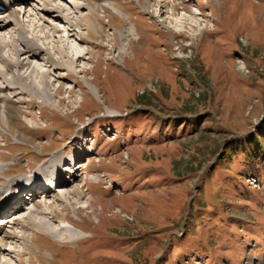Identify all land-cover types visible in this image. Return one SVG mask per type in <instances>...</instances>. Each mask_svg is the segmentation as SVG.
I'll return each instance as SVG.
<instances>
[{
	"label": "rangeland",
	"instance_id": "374dc122",
	"mask_svg": "<svg viewBox=\"0 0 264 264\" xmlns=\"http://www.w3.org/2000/svg\"><path fill=\"white\" fill-rule=\"evenodd\" d=\"M43 2L19 8L29 38L54 59L53 44H66L54 26L85 43L71 41V71L47 75L48 96L15 104L0 129V165L9 166L0 183L13 167L27 178L61 155L75 159L78 178L60 191L72 197L77 185L83 196H40L18 213L46 200L54 228L69 232L38 228L13 263L264 264V159L248 158L244 141L264 126V0H93L99 10L70 9L73 27L34 15Z\"/></svg>",
	"mask_w": 264,
	"mask_h": 264
},
{
	"label": "bare ground",
	"instance_id": "6f19581e",
	"mask_svg": "<svg viewBox=\"0 0 264 264\" xmlns=\"http://www.w3.org/2000/svg\"><path fill=\"white\" fill-rule=\"evenodd\" d=\"M26 2L27 0H0V63L4 64V69L0 66V129H3L4 123L8 124V122L12 121L16 110L14 106L16 103L23 102V97L26 93L32 94L34 92L43 97L50 94L52 83L48 81L47 75L54 74L53 72H57L58 70L71 71L68 66H70L69 64L72 63V60L70 59L67 50H74V46H78V44L72 43L75 39L79 40L82 44L85 43V39L81 35L76 36V33H70L67 29L54 26V37L58 39V42H63V44L64 42L66 43L61 47L53 44V51L60 54L59 58L63 55L61 59H54L49 46L44 48L35 38L28 37L26 20L21 19L19 15L20 12H22L19 8L24 9L26 7L24 5ZM163 2H165V0H163ZM15 3L19 6L16 7L14 5ZM74 7L79 10L82 8H88L89 11H92V9L99 10L100 5H94L93 0H84V3L80 2V0H76ZM176 7L177 6L174 4L172 10H176ZM76 13L78 14L77 18H80V21L82 17L79 11ZM191 13L192 15L190 17L197 21H199L197 15L204 16L202 13H196L194 11H191ZM33 14L39 16V19L43 20V22L45 21V23L46 21H49L47 17H55L57 19H67L72 27L75 25V22H73L70 17L71 15L63 14L58 10V7L52 3V0H44L42 7H37L36 13ZM93 18L95 19L94 16ZM167 19H169V17H167ZM11 24H14L12 29L14 30V34L11 33V29L9 28ZM81 25L82 22L80 21L79 26ZM87 28L93 30L94 24L90 21ZM5 31L9 33L10 38H8V40L5 39ZM60 31L63 32L60 33V35H57V32ZM45 36H48L49 38L52 35L45 33ZM39 38L43 37L39 36ZM2 40H4V46L1 42ZM44 52L48 57H43L42 53ZM41 56L43 58H40ZM38 59H45L46 62L50 63V66L53 67V70L49 68L46 69V67L42 68L34 63V61ZM36 78L39 79L38 83L40 82L39 85L43 88H40L37 85ZM58 78L60 77L58 76ZM6 89L11 90V93H8V91L6 92ZM56 90L57 89L54 91ZM16 139L19 138L16 136ZM63 161L64 158L61 155H56L52 159V162H45V164L50 163V165H40V169L37 168L35 172L33 171L31 176H35L37 171L40 170L36 175L38 177L32 178L31 176H27L26 178L19 176L11 177L9 179L4 178V181L0 183V214L2 215L0 216V224H2L0 227V248L2 249L0 255H5V257L1 259L0 264L22 263V255L29 253L28 242L32 240L31 237L34 236L35 231L40 227L42 231H46L58 239H63L68 234L69 230L66 227L54 228L52 222L55 218H58V215L55 206H46L48 202L46 200H43L41 204H37L28 209V212H25V215H18L22 210L28 208L32 202L36 201L38 197L42 196L40 194L44 195V199L47 197H53L57 202L67 201L70 204H74L77 201L70 200L69 198H82L83 192L77 185L66 191L67 194H70L72 197L66 196V194L60 191L62 187L74 184L78 178L76 170L78 164L76 162L74 163V159H72V168L68 167V164H63ZM80 166L81 165H79V167ZM5 167L9 168L8 165H0V171H5ZM51 169L54 170L55 174L52 181L57 182V184L56 186L49 184L48 189H46L48 193L44 191L39 193V188L45 187L44 184L48 185V182L46 181L51 180V178H49L51 176L49 172ZM40 182L43 183V185L39 184ZM34 186L36 187L33 188ZM25 191H32L33 193L30 192L23 195V192ZM42 204L43 206H41ZM41 207L45 208L41 209ZM50 207L51 210L48 211ZM6 209L11 212L9 215L10 217L13 215L11 218H9L8 214L5 215V213H3ZM30 224L35 225L32 228L30 227ZM15 225H17L18 230H2L5 226L13 228ZM21 239L26 242L21 245L23 250H21L18 243ZM75 239H78V237Z\"/></svg>",
	"mask_w": 264,
	"mask_h": 264
},
{
	"label": "trees",
	"instance_id": "16d2710c",
	"mask_svg": "<svg viewBox=\"0 0 264 264\" xmlns=\"http://www.w3.org/2000/svg\"><path fill=\"white\" fill-rule=\"evenodd\" d=\"M244 141L247 143V147H248L246 148L248 158L250 157L259 158L260 154H262L263 155L262 157L264 159V126H262L261 130L258 131L256 140L253 141V139L249 140L244 138Z\"/></svg>",
	"mask_w": 264,
	"mask_h": 264
}]
</instances>
